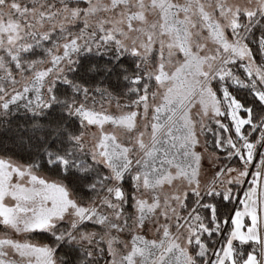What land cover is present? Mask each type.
Listing matches in <instances>:
<instances>
[{
	"label": "rangeland",
	"instance_id": "rangeland-1",
	"mask_svg": "<svg viewBox=\"0 0 264 264\" xmlns=\"http://www.w3.org/2000/svg\"><path fill=\"white\" fill-rule=\"evenodd\" d=\"M87 1L85 8H61L47 0H0V51L15 48L26 35L46 37L79 25L78 32L69 35L51 56L29 65L33 71L28 76L0 65L3 117L46 109L53 83L80 51H129L143 56L157 89L136 102L102 98L96 106L75 108L84 125L79 138L82 152L107 167L113 180L105 189L109 196L98 204L82 205L63 182L0 157V222L4 226L0 264H59L51 248L33 242L28 234L49 231L62 221L80 220L106 228L105 233L90 237L92 250L103 241L113 261L149 263L152 245L158 249L170 239L186 194L203 191L220 172L217 157L204 147L202 123L225 113L234 117L236 110L217 99L211 77L226 78L230 72L223 60L231 61L232 56L256 66L250 49L239 40L232 42L227 29L235 23L238 10L264 14V0ZM153 52L157 67H151ZM12 60L26 63L21 56ZM260 156L253 161L258 165L262 159L252 202L238 208L233 217L235 237L259 244V257L251 255L245 264H264V153ZM127 173L134 180L135 216L140 220L129 226L124 220L121 185ZM246 178L244 171L231 169L221 185ZM194 230L189 227L181 238L179 234L173 238L186 247ZM173 253L162 264H176L173 260L178 254Z\"/></svg>",
	"mask_w": 264,
	"mask_h": 264
},
{
	"label": "trees",
	"instance_id": "trees-1",
	"mask_svg": "<svg viewBox=\"0 0 264 264\" xmlns=\"http://www.w3.org/2000/svg\"><path fill=\"white\" fill-rule=\"evenodd\" d=\"M47 1L61 8H85L88 5L87 0ZM78 27L68 26L46 37L26 35L15 48L0 51V65L26 77L33 71L29 65L51 56L69 35L78 32ZM227 33L232 42L239 40L250 49L256 66L232 56L231 61L223 60L229 75L226 78L214 75L210 79L217 99L236 110L234 117L225 113L202 123L204 147L217 157L215 163L220 172L203 191L186 194L179 208V222L172 224L170 239L158 249L157 245H152L147 264L169 262L173 252L178 254L173 260L176 264H245L251 255H260L256 241L235 237L233 217L238 208L247 205L246 192L253 193L257 189L262 159L258 165H253V161L259 153L261 158L264 153V14L238 10L235 23ZM156 53L149 55L151 67H157ZM12 56H21L28 65L12 60ZM146 61L143 56L129 51L93 49L75 54L61 79L53 83L46 109L41 112L21 111L8 118L0 111V157L63 182L82 205L100 203L105 195L109 196L105 189L113 180L107 167L82 152L79 138L84 125L75 108L96 106L98 103H95L102 98L136 102L145 95L154 94L157 80L148 70ZM231 169L244 171L247 178L221 185V179ZM125 177L121 185L124 220L129 226L140 220L135 216L134 180L128 173ZM245 221L250 222L249 218ZM189 227L195 230L188 245L183 247L173 237L179 234L178 238H181V232ZM105 229L91 221H62L49 231H32L28 237L51 248L59 264H124L113 261L115 258L109 254L106 242L99 241L96 250H92L90 237L102 234V231L105 233ZM1 230L4 226L0 222ZM159 234L157 239L161 237Z\"/></svg>",
	"mask_w": 264,
	"mask_h": 264
},
{
	"label": "water",
	"instance_id": "water-1",
	"mask_svg": "<svg viewBox=\"0 0 264 264\" xmlns=\"http://www.w3.org/2000/svg\"><path fill=\"white\" fill-rule=\"evenodd\" d=\"M249 194H250V191L247 192V195H248V196H249ZM248 203H249V201H248Z\"/></svg>",
	"mask_w": 264,
	"mask_h": 264
}]
</instances>
